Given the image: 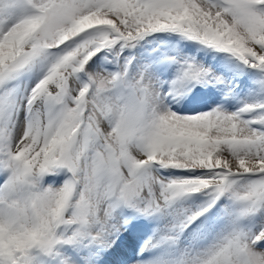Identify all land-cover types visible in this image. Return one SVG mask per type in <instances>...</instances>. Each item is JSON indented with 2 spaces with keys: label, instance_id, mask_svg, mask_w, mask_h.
I'll list each match as a JSON object with an SVG mask.
<instances>
[{
  "label": "snow or ice",
  "instance_id": "obj_1",
  "mask_svg": "<svg viewBox=\"0 0 264 264\" xmlns=\"http://www.w3.org/2000/svg\"><path fill=\"white\" fill-rule=\"evenodd\" d=\"M0 264H264V0H0Z\"/></svg>",
  "mask_w": 264,
  "mask_h": 264
}]
</instances>
